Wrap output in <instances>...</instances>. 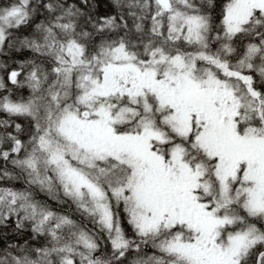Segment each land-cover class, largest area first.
<instances>
[{
  "label": "snow or ice",
  "instance_id": "1",
  "mask_svg": "<svg viewBox=\"0 0 264 264\" xmlns=\"http://www.w3.org/2000/svg\"><path fill=\"white\" fill-rule=\"evenodd\" d=\"M97 7L0 6V264H264V0Z\"/></svg>",
  "mask_w": 264,
  "mask_h": 264
},
{
  "label": "trees",
  "instance_id": "2",
  "mask_svg": "<svg viewBox=\"0 0 264 264\" xmlns=\"http://www.w3.org/2000/svg\"><path fill=\"white\" fill-rule=\"evenodd\" d=\"M15 2V0H0V6H8L10 3ZM98 3V7H97V12H99L101 15L104 14H112L113 13V8H112V0H97ZM42 18V17H40ZM39 19V18H38ZM25 34H27L25 32ZM31 54L29 52H27L26 50L21 52H10L8 55L6 56H0V63H7L9 68H16L19 64V62L30 58ZM5 75V73L3 71H0V76ZM8 87L13 89L15 95L13 96V98H18L19 96L23 95V96H27L29 94V90L27 88H22V89H16V86L11 85L10 82H8ZM0 118H6L5 114L0 113ZM17 123H21L22 125H24V123H27L26 121H24L23 119H17L16 120ZM24 139H26L27 137H23ZM2 163V162H0ZM9 168H11V165L8 166ZM0 187H12L16 190H23L26 185L24 183L23 179L20 180H12V181H0ZM34 194L36 199L44 202L46 201L54 210L56 211H61V212H68L69 208L68 205H59L57 204L55 201L51 200L48 198V196L43 193L40 192L38 189L34 190ZM73 218L75 219H79L78 214H73ZM14 223L9 227V234L10 236L13 235L12 229L14 228ZM125 227L127 228L128 226L125 225ZM129 233L131 232V229H128ZM30 236V232H26L24 234V236H20L17 237L19 242L23 243V241L25 239H27ZM151 251V250H149Z\"/></svg>",
  "mask_w": 264,
  "mask_h": 264
},
{
  "label": "rangeland",
  "instance_id": "3",
  "mask_svg": "<svg viewBox=\"0 0 264 264\" xmlns=\"http://www.w3.org/2000/svg\"><path fill=\"white\" fill-rule=\"evenodd\" d=\"M24 125H26V123H24Z\"/></svg>",
  "mask_w": 264,
  "mask_h": 264
}]
</instances>
